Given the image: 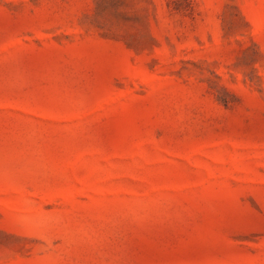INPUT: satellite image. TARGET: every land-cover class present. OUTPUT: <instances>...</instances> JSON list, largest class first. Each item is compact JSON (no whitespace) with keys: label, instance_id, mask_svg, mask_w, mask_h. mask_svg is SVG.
Masks as SVG:
<instances>
[{"label":"rangeland","instance_id":"374dc122","mask_svg":"<svg viewBox=\"0 0 264 264\" xmlns=\"http://www.w3.org/2000/svg\"><path fill=\"white\" fill-rule=\"evenodd\" d=\"M0 264H264V0H0Z\"/></svg>","mask_w":264,"mask_h":264}]
</instances>
